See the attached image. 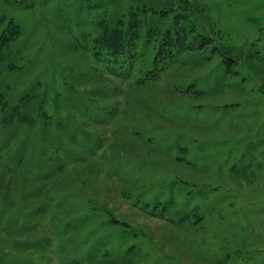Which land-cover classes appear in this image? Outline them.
Listing matches in <instances>:
<instances>
[{
  "label": "rangeland",
  "instance_id": "1",
  "mask_svg": "<svg viewBox=\"0 0 264 264\" xmlns=\"http://www.w3.org/2000/svg\"><path fill=\"white\" fill-rule=\"evenodd\" d=\"M194 1L145 79L92 52L136 0H0V264H264V0Z\"/></svg>",
  "mask_w": 264,
  "mask_h": 264
},
{
  "label": "trees",
  "instance_id": "2",
  "mask_svg": "<svg viewBox=\"0 0 264 264\" xmlns=\"http://www.w3.org/2000/svg\"><path fill=\"white\" fill-rule=\"evenodd\" d=\"M136 1V8L121 15L114 25L107 20L100 22L101 27L91 35L94 42L92 52L96 57L104 56L113 62H126L130 57L133 63L145 54L140 52L141 48L150 49L153 68L147 71L145 79H152L169 63L174 62L182 51L202 48L211 41L207 33H197L193 41H188L189 34L196 30L195 19L198 13L207 20V7L204 4H198L194 0ZM7 23V28L0 33V50L20 36L19 26L13 20H8ZM142 37L146 39L140 43ZM3 54L0 52V60L4 58ZM10 67L14 68L13 65ZM32 96L34 95L27 94L21 98L9 119H6V124L15 120L25 122L32 119L22 112L30 106L26 97Z\"/></svg>",
  "mask_w": 264,
  "mask_h": 264
}]
</instances>
